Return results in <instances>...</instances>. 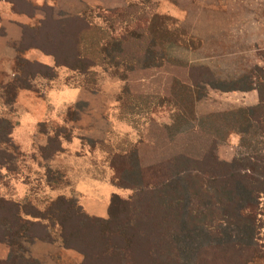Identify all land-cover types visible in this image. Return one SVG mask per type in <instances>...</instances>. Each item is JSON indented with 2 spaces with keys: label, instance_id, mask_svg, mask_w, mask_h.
<instances>
[{
  "label": "rangeland",
  "instance_id": "obj_1",
  "mask_svg": "<svg viewBox=\"0 0 264 264\" xmlns=\"http://www.w3.org/2000/svg\"><path fill=\"white\" fill-rule=\"evenodd\" d=\"M188 1L126 0L122 8L91 10L86 14L87 20L105 31L107 37L101 42L102 52L89 73L54 69L52 78L37 75L29 80L32 89L16 90L15 86L20 85L17 73L5 79L0 71V132L10 122L11 133L16 130L24 141L32 140L29 150L24 145H16L15 149L0 142V150L11 152L13 157L0 167L2 197L19 199L16 202L21 205L30 203L43 212L58 194L91 205L95 201L93 194H101L105 183L113 181L133 187L120 188V197L127 200V206L118 202L110 208V215L102 218L105 224L101 226L110 229L107 234L114 236L116 242L106 246L110 251L108 258L114 255L106 264H139L133 255L143 251L150 237L156 238V230L151 229L150 233L149 229L138 228L129 230L132 236L137 235L136 244H127L123 237L131 222L142 221L141 214L150 204L146 200L150 192L144 188L138 161L147 158L156 162L161 154L181 152L187 137L194 140L192 149L199 150L200 156L215 144L211 153L220 161L264 153V134L247 110L258 103L255 86L264 80V0ZM136 27L147 29L151 40L139 59H123L118 54L117 40L124 33L132 38L138 36ZM192 67L208 68L217 86H232L235 82L241 89L221 90L201 81L191 85L188 79ZM63 88L80 92L56 97L54 90ZM8 90L16 92L12 102L6 100ZM23 91L27 92L20 94ZM32 126L34 131L29 130ZM57 130L63 133L62 140L69 133L73 140L64 141L65 148L58 157L44 159L40 150L44 145H40ZM147 146L149 150L139 154ZM220 186L209 187L212 208L218 207L221 200H231L230 193ZM139 189L145 193L143 197L138 196ZM183 196L185 209L197 203L207 204L188 191ZM138 200L145 201L136 206ZM263 200L257 207L254 203L251 215L262 220L258 242L263 249L245 264H264ZM83 212L86 213L84 209ZM22 216L31 218L24 213ZM38 218L31 219L47 223ZM48 225L51 238L62 247L59 225ZM252 227L221 222L217 228L200 226L186 231L180 242L179 264H205L203 247L208 245L253 242ZM141 232L146 234L144 241ZM35 238L19 237L22 249L10 246L5 238L0 242V260L14 252L34 258L39 264H77L57 245L35 246L34 252L42 254V258L34 257Z\"/></svg>",
  "mask_w": 264,
  "mask_h": 264
},
{
  "label": "trees",
  "instance_id": "obj_2",
  "mask_svg": "<svg viewBox=\"0 0 264 264\" xmlns=\"http://www.w3.org/2000/svg\"><path fill=\"white\" fill-rule=\"evenodd\" d=\"M46 15L39 26L29 28L32 29L28 36L31 42L26 45L22 41L17 48L18 52H22L27 46L40 47L42 51L54 57L55 66H64L81 74L89 73L90 67L94 66L99 59L102 52L100 44L106 39L107 33L84 16L55 20L50 17L48 11ZM136 31L138 36L135 35L134 38L124 33L117 40L120 47L118 54L121 53L123 59L127 57L129 60L139 59L146 44L151 40L147 29L136 27ZM17 60L16 72L20 87L15 86L16 90L17 88L32 89L29 80L37 75L48 79L54 76L53 66L28 61L21 55L17 56ZM189 73L188 81L191 85H198L201 81L210 83L221 90L241 89L240 84L235 82L232 86H217L214 75L206 67H192ZM255 89L258 103L247 110L250 119L264 134V80L257 81ZM15 93V90L13 92L8 90L6 100L12 102ZM11 130L12 124L6 122L5 129L0 132V142H5L17 149L10 136ZM59 130L54 133V136H47L46 144L40 148L42 158L46 159L63 151L61 140L64 137H60L62 132ZM71 138L72 134L69 133L68 138L65 139L70 141ZM192 141L194 140L191 137H187L181 152L173 155L170 152L161 154L156 162L147 158L138 161L141 179L145 182L144 188L150 192L146 198L150 204L141 214L142 221L131 222L127 232L124 227L123 237L126 238L127 244H136L137 235L132 236L129 230L149 229L150 233L151 229L156 230V238L152 236L146 242L145 246L148 248L138 243L139 247H144L138 255H133L134 261L136 258L139 259V264H179L180 242L184 233L200 226L217 228L221 222H232L237 226L240 224L241 227L253 225V235H251L253 242L239 241L205 246L203 247L205 264H211L214 261L217 264H245L262 252L263 246L258 242L262 220L259 222V219L252 218L251 215L254 213V205L256 204L257 207L262 198L264 199V153L247 154L226 162L220 161L215 154L211 153L216 147L215 144L209 145L208 150L200 156L199 150L192 149L194 146ZM148 148L150 146L141 148L139 154L148 151ZM12 158L11 152L0 150V167ZM46 172L48 176H51L50 170L47 169ZM179 178H182L181 181ZM153 180L157 181L154 183ZM114 184L121 188L133 189L124 183L114 182ZM219 185L230 193L231 200H221L218 207L212 208L209 206L213 201L209 187ZM186 191L198 199H203L202 202L207 204L202 203V206L197 203L192 208L185 209L183 194ZM144 195L145 193L139 189L138 196ZM239 200L242 201L240 204ZM142 201L145 200H138L136 206ZM252 201L253 203H250ZM118 202L125 204L124 207L128 204L127 200H122L120 195L114 193L110 198L108 214L110 208L116 206ZM22 213L34 219L38 217V219H46L47 223L23 218ZM48 223L59 225L63 246L81 253L84 257L82 264H106L108 260L114 258V255L108 258L110 251L106 246L110 247L111 244L114 246L116 242L113 239L114 236L107 234L110 229L105 225L101 226L105 224V220L84 213L76 199L60 195L46 210L40 212L30 203L21 205L0 195V242L8 238L7 242L10 246L22 249L18 238L23 235L28 238L38 237L52 241L47 231ZM37 228L39 230L35 232ZM140 237L144 241L146 234L141 232ZM215 250L218 252L213 254ZM0 264H39V262L34 258L23 257L22 254L17 255L13 252L6 259L0 260Z\"/></svg>",
  "mask_w": 264,
  "mask_h": 264
},
{
  "label": "crops",
  "instance_id": "obj_3",
  "mask_svg": "<svg viewBox=\"0 0 264 264\" xmlns=\"http://www.w3.org/2000/svg\"><path fill=\"white\" fill-rule=\"evenodd\" d=\"M187 1V0H186ZM193 0H189L188 3H192ZM126 0H0V71L4 75L5 79L13 72L16 68L17 56L21 55L23 58L28 61H35L40 64L47 66H53L55 71L57 69L66 70L64 66H55L54 57L42 51L40 47L36 46H27L22 52H18L17 48L22 41L26 45L31 42L29 32L32 29L40 25L41 21L46 18V11L49 12L52 19H64L69 17H81L84 16L87 18L88 13L91 10L100 9L103 11H108L111 9L122 8L125 6ZM25 35V39H24ZM66 68V69H65ZM2 82V80L0 79ZM4 82V81H3ZM27 91L20 92L24 94ZM64 92V93H63ZM77 89H57L54 90L55 96L60 98H65V96H71L79 93ZM78 96V95H77ZM39 113V109H37ZM36 112V113H37ZM36 121L37 118H34ZM17 129V128H16ZM26 130V129H24ZM30 131H34L33 126L30 127ZM12 141L16 145H24L28 150L32 147V140L28 139L27 141L17 135L16 130L11 133ZM19 134V132H18ZM73 135L70 141L61 140V146L65 148V142H71L73 140ZM47 136L44 142L40 146L46 144ZM65 141V142H64ZM24 143V144H20ZM57 152L53 157H58ZM103 192L99 195H94V202L91 205H87L83 202H79V205L82 209L85 210L86 214L94 217H105L108 213V205L112 194L120 195V188L115 185L112 181L104 184ZM61 194L56 195L54 198ZM53 198V199H54ZM18 201L19 199H14ZM98 200V201H97ZM61 240V239H60ZM49 245L53 247L57 245V249H64L63 252H66V255L70 257L77 264L83 263V255L72 248H65L62 244V247L59 246L60 243L52 240L51 242L45 241L39 238H35L33 242L32 255L34 257L42 258V254L34 252V247L37 245ZM41 256V257H40ZM38 258V259H39Z\"/></svg>",
  "mask_w": 264,
  "mask_h": 264
}]
</instances>
